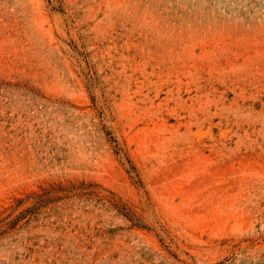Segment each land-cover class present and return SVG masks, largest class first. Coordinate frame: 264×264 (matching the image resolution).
<instances>
[{"label":"rangeland","instance_id":"1","mask_svg":"<svg viewBox=\"0 0 264 264\" xmlns=\"http://www.w3.org/2000/svg\"><path fill=\"white\" fill-rule=\"evenodd\" d=\"M0 264H264V0H0Z\"/></svg>","mask_w":264,"mask_h":264}]
</instances>
